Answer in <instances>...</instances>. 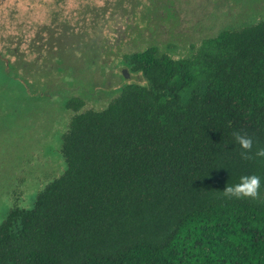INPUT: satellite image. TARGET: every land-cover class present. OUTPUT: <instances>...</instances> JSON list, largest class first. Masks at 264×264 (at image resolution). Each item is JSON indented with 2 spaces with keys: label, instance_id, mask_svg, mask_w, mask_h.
I'll return each instance as SVG.
<instances>
[{
  "label": "trees",
  "instance_id": "1",
  "mask_svg": "<svg viewBox=\"0 0 264 264\" xmlns=\"http://www.w3.org/2000/svg\"><path fill=\"white\" fill-rule=\"evenodd\" d=\"M125 63L144 83L104 109L65 101L67 168L11 209L0 264H264V19ZM234 132L252 138L247 158ZM252 174L255 198L224 192Z\"/></svg>",
  "mask_w": 264,
  "mask_h": 264
},
{
  "label": "rangeland",
  "instance_id": "2",
  "mask_svg": "<svg viewBox=\"0 0 264 264\" xmlns=\"http://www.w3.org/2000/svg\"><path fill=\"white\" fill-rule=\"evenodd\" d=\"M0 225L30 209L67 168L61 147L73 111L104 109L128 83H144L125 56L157 46L175 57L225 28L264 19V0H0ZM1 67L3 65L0 63ZM4 68V67H3ZM129 77L125 78L123 71Z\"/></svg>",
  "mask_w": 264,
  "mask_h": 264
},
{
  "label": "clouds",
  "instance_id": "3",
  "mask_svg": "<svg viewBox=\"0 0 264 264\" xmlns=\"http://www.w3.org/2000/svg\"><path fill=\"white\" fill-rule=\"evenodd\" d=\"M233 135L235 137V141L243 150H245L241 153V155L247 158L253 147L252 138L247 134H242L240 132H234ZM255 155L257 157L264 158V147L257 148ZM261 185L262 178L259 175H241L239 178V183L235 185H227L224 192L237 198H255L258 195V191L261 188Z\"/></svg>",
  "mask_w": 264,
  "mask_h": 264
},
{
  "label": "flooded vegetation",
  "instance_id": "4",
  "mask_svg": "<svg viewBox=\"0 0 264 264\" xmlns=\"http://www.w3.org/2000/svg\"><path fill=\"white\" fill-rule=\"evenodd\" d=\"M5 8H1L0 5V11H3ZM0 63H2V65H4V69L6 71V73H8V75L13 76L15 71H12V68H14V65L12 64L10 58L5 57L4 54L0 53Z\"/></svg>",
  "mask_w": 264,
  "mask_h": 264
},
{
  "label": "water",
  "instance_id": "5",
  "mask_svg": "<svg viewBox=\"0 0 264 264\" xmlns=\"http://www.w3.org/2000/svg\"><path fill=\"white\" fill-rule=\"evenodd\" d=\"M123 75H124L125 78H128L129 77V74H128L127 70H124L123 71Z\"/></svg>",
  "mask_w": 264,
  "mask_h": 264
}]
</instances>
